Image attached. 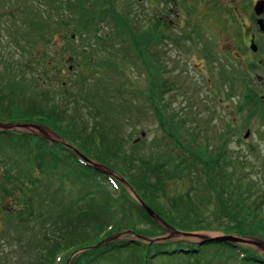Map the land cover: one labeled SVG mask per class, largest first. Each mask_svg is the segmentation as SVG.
I'll list each match as a JSON object with an SVG mask.
<instances>
[{
	"label": "rangeland",
	"instance_id": "rangeland-1",
	"mask_svg": "<svg viewBox=\"0 0 264 264\" xmlns=\"http://www.w3.org/2000/svg\"><path fill=\"white\" fill-rule=\"evenodd\" d=\"M80 1L82 5H78ZM243 2L236 0L235 4L239 7ZM185 8L183 5L178 13L172 0L143 3L138 0H0V38H4L0 40V54L17 64L37 60L26 75H15L25 81L26 94L30 89L35 93L47 92V97L73 120L74 127H84L86 133L92 134L99 128L97 143L88 151L96 154L101 145L117 149L115 142L118 141L120 157L114 163L119 162L124 171L131 153L135 151L137 156L147 153L157 160L155 169L159 175H163L165 167L166 174L178 177L171 184V194L186 193L194 187L193 201L202 203L198 211L205 214L204 224L216 227L226 225L229 220L214 218L218 212L216 200L210 197L201 178L189 179L190 168L196 170L197 159L192 157H199L203 167L212 166L215 158L220 162L218 168L224 160L229 161L226 167L233 174L234 182L242 178L248 185L238 192H248L253 187V192L262 191L264 195V76L261 80L255 76L264 71L251 67L252 76L244 79L239 63L241 54L245 53L239 44L243 25L237 18L231 22L232 17L225 15L227 7L222 4L221 14L188 13ZM43 16L48 17L51 27L37 25ZM118 16L133 22L138 32L149 31L153 20L162 21L154 31L160 37L156 49L153 46L145 52L148 57H142L147 66L139 60L137 47L127 37L125 40L117 35ZM72 17H76L75 21L70 20ZM67 22L70 25H65ZM96 29L101 30L102 36L107 32L113 34L105 48L102 41L95 39ZM227 33L231 34L232 45ZM230 48L231 53L237 52L234 59L223 54ZM23 65L21 74L25 71ZM226 68L229 74L223 73ZM243 68L249 70L250 66ZM2 74L1 78L10 83L14 74ZM36 79H41L42 89ZM248 83L254 92H243ZM4 93H9L17 105L22 103L21 95ZM7 103L2 106L9 107ZM46 128L12 130L64 146L69 144L87 159L94 160L74 139ZM248 131L251 134L245 139ZM67 134L72 138L77 136L74 131ZM6 139L0 140V264H28L35 260L37 249L49 239H57L54 234L58 227L76 222L87 214L90 206L96 210L103 205L107 190L114 192L110 180L132 194L130 183L127 185L117 171L115 174L100 167L106 173L105 178L94 177L96 183H89L80 175V169L54 163L55 158L48 156L49 152L43 153L42 149L40 155L37 147L31 151L27 144L22 145L24 139L13 144ZM78 143L83 144L79 140ZM180 146L188 154H183ZM55 157L58 159L59 155ZM87 162L97 166L90 160ZM182 162L185 165L176 170ZM15 179L24 183L22 193L18 194ZM205 197L210 198V204L203 203ZM192 232L195 236L239 237L243 240L238 243L240 247L264 257V243L256 237H242L224 230ZM116 234V239H137L128 231ZM195 236L176 235L171 231L151 239H159L156 241L159 243L180 242L189 248L202 241ZM215 248L203 246V256L215 258ZM77 254L71 255L67 262Z\"/></svg>",
	"mask_w": 264,
	"mask_h": 264
},
{
	"label": "trees",
	"instance_id": "trees-1",
	"mask_svg": "<svg viewBox=\"0 0 264 264\" xmlns=\"http://www.w3.org/2000/svg\"><path fill=\"white\" fill-rule=\"evenodd\" d=\"M78 5H82V2L80 1ZM117 18L119 23L117 35L125 40L127 37L137 47L136 50L140 60L144 59L142 57H148L145 55V52L150 51L157 44V41L160 40V37L155 36L154 33L159 28L157 26L158 22L162 23V21L156 22L155 26L151 27L149 31L138 32V28L135 27L133 22L130 23L126 18L121 16ZM75 19L76 17L70 18L71 21H75ZM91 21L94 22L95 18H92ZM67 23L65 25H70L69 22ZM37 25L42 26V28L51 27L47 16H43V21ZM86 25H88L87 22H85ZM73 30L77 32L75 29ZM95 32V39L102 41V45L105 48V43L107 40H112L111 35L113 34L107 32L105 36H102L100 29H96ZM0 40L3 41L4 38L1 37ZM107 43L109 44V42ZM153 59L156 60V54H154ZM36 62L37 60L31 59L26 60L25 63L23 61L22 64H24L23 68L25 71L21 74L20 67L22 64L2 58L0 54V123H40L64 135V137L74 139L73 142L86 155L90 154L95 162L119 172L121 176L126 175L129 177L128 179L125 177L128 183L172 230L179 232L200 231L203 229L208 231L224 230L242 237H256L264 240L263 192L261 191L257 194L252 191L253 187L248 192H238V189L243 188V186L246 188L248 185L247 183L244 184L245 179L243 180L242 178H240L241 180L237 178L236 182H234L233 174L227 171V167L230 165L229 161L224 160L223 164L218 168V163L220 164L218 162L219 159H212V166L206 165L203 167L205 171L204 175L207 177L210 188L208 194L217 202L218 212H216L217 214L215 213L214 218L217 221H223V219L229 220L226 225L220 224L212 227L210 224H204L205 214L204 212H200V210L198 211V207L202 203L196 204L193 201L192 194L194 193V187L186 193L171 194L169 189L178 177H173L169 173L166 174L165 167H163V175H159L155 169L158 164L157 160L147 153L143 156H137V152L134 151L127 157L125 163L127 170L124 171L120 167L119 162L114 163L120 157L118 151L121 150V145L118 141L115 142V145L118 147L117 149L101 145L102 149L99 147L101 149L100 152L92 154L88 149H90L93 143H97L96 136L99 128H95L92 134V132L86 133L84 127L82 129L74 127L73 124L75 123L73 120H69L66 117V111L62 110L47 97V92L35 93V91L30 89L31 92L26 94L25 81L18 80L16 76L26 75ZM144 63L147 65L146 61ZM6 72L11 75L12 73L14 74L11 77L10 83L8 79L5 81L4 78H1L2 73L6 75ZM159 74L161 75V73ZM20 82L23 85L19 86ZM37 82H40L39 89H42L43 83L41 79H36ZM4 92L21 95L19 97H21L22 103L17 105L16 100L10 97L9 93L5 94ZM5 101L9 105L7 108L2 106L5 104ZM12 106L14 107L12 108ZM73 131L77 135L74 138L67 134ZM27 137L28 139L25 140ZM35 138L23 133L17 136L4 132L0 133V140L6 139L13 144V142H17L16 140L24 139L22 145L27 144L31 151L33 150L32 148L37 147L38 151H41L38 154L41 155L43 149V153L49 152L48 156L55 158L53 159L54 163L58 162L61 165H67L71 169H80V175H84L83 177L89 183H96L94 177H103L101 172H97V170L81 163L78 156L73 152L69 151L65 153L63 149H58V146L48 148L46 142ZM78 140L83 142L82 146L78 143ZM102 151L105 153H102ZM184 152L188 154L186 149ZM58 155L59 158L56 159L55 156L58 157ZM192 158L197 159L196 161L194 160L196 170L190 168V172L188 173V175H192L189 179L193 181L194 178L199 177V168L202 162L196 155ZM185 163H178L176 170L182 169ZM176 170L174 171L175 175ZM5 173L6 175L8 174V172ZM89 173L93 177L87 176ZM164 173L166 174L165 176ZM14 182L15 188L19 190L18 194L22 193L24 183L18 179H15ZM32 183L35 184L36 181H32ZM110 188L114 192H110V189L107 190L106 199L103 201L102 206L97 207L96 210H93L90 206L87 214L81 215L76 222H72V224L65 223L63 226L58 227L57 233L54 234L57 239H49L48 243H45L42 248L37 249L36 259L31 258L32 260L28 264H66L68 258L76 252L78 254L72 258L70 264H264V257L251 250L243 249L236 245L230 246L218 243L213 244L216 246L213 252L215 256L214 260L206 259L203 256L202 248H199L197 244L185 248L180 242L174 244L151 242L146 244L141 242L142 240L124 239L105 244L98 248L87 249L119 231H132L134 236L142 239L156 238L167 233L164 226L155 222L123 186L119 185V190H116L117 185L115 187L113 184ZM203 203H206V205L210 204V198L205 197ZM172 246L175 248L172 249ZM60 254L63 257H61V263L57 262Z\"/></svg>",
	"mask_w": 264,
	"mask_h": 264
},
{
	"label": "flooded vegetation",
	"instance_id": "flooded-vegetation-1",
	"mask_svg": "<svg viewBox=\"0 0 264 264\" xmlns=\"http://www.w3.org/2000/svg\"><path fill=\"white\" fill-rule=\"evenodd\" d=\"M235 1L236 0H172L178 12L181 7L183 9V5H186L185 10L188 13L202 12L207 14L208 12H219V14H221L220 8L223 4L227 7L225 15H227V17H232L231 22L237 20L242 22L243 30L240 34L241 39L239 40V44L245 48V53L243 52L244 55L243 53L241 54L239 63L240 67L243 69L242 73L244 79H248L253 74L251 67H258L261 71H264V32H262L259 27V20L264 21V0H244L243 5L239 7H237ZM259 3L261 9L258 11L260 14L257 15L256 5ZM224 24H227V21H225ZM226 36L229 38L227 39L230 45H232L231 34L229 35V33H227ZM228 50L229 52L224 51L223 54L234 59V55H237V52L231 53V48ZM207 60L209 61V59ZM245 66H250L249 70L244 69L243 67ZM223 71V73L229 74L227 68L223 69ZM262 75L264 76V74H255L256 79L261 80L263 77ZM248 84V88L243 92H254V89L251 87L252 85L250 83Z\"/></svg>",
	"mask_w": 264,
	"mask_h": 264
},
{
	"label": "water",
	"instance_id": "water-1",
	"mask_svg": "<svg viewBox=\"0 0 264 264\" xmlns=\"http://www.w3.org/2000/svg\"><path fill=\"white\" fill-rule=\"evenodd\" d=\"M259 9H261L260 3L257 4V6H256V10H257L258 14H260V12H258ZM259 24L261 26V30L264 31V22H263V20L259 21ZM3 127L5 129L13 128L10 125H5ZM19 127L27 128V127H29V125H19ZM33 127H36V126H33ZM143 136H144V134H143ZM249 136H250V131H248L246 133L245 138H248ZM96 167H98V166H96ZM136 198L139 200V202L145 208V210L149 213V215H151L156 221H161L160 217L157 216L156 213L141 200V198H139L137 195H136ZM175 234H178V233L175 232ZM183 235L188 236V237L195 236V234H193V233H185ZM199 238L202 239L201 245H204V244L210 243V242H219V243H242L243 242V240L241 238H237V237H234V236H217V237L199 236Z\"/></svg>",
	"mask_w": 264,
	"mask_h": 264
}]
</instances>
